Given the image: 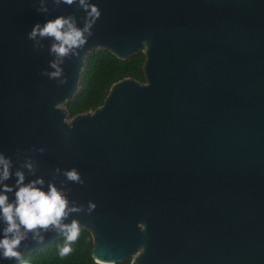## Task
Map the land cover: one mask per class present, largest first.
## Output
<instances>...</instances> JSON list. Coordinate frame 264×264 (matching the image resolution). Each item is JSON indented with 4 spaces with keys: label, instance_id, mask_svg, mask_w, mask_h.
Segmentation results:
<instances>
[{
    "label": "water",
    "instance_id": "obj_1",
    "mask_svg": "<svg viewBox=\"0 0 264 264\" xmlns=\"http://www.w3.org/2000/svg\"><path fill=\"white\" fill-rule=\"evenodd\" d=\"M92 2L101 16L87 43L50 77L52 38L27 33L57 15L83 27L85 10L0 0V152L13 173L64 191L79 211L63 222L90 230L100 264H264V0ZM97 49L145 53L146 82L120 80L103 105L70 117ZM73 167L79 181L64 175ZM38 231L22 258L63 237Z\"/></svg>",
    "mask_w": 264,
    "mask_h": 264
},
{
    "label": "clouds",
    "instance_id": "obj_2",
    "mask_svg": "<svg viewBox=\"0 0 264 264\" xmlns=\"http://www.w3.org/2000/svg\"><path fill=\"white\" fill-rule=\"evenodd\" d=\"M64 2L72 4L76 0ZM78 3L86 13L83 27L77 26L72 16L57 15L43 24L37 21L27 33L28 38L32 40L40 37L52 38L53 43L49 51L59 59L50 61L54 69L48 73L50 77L61 75L62 58L70 53L75 54L76 49L87 43L92 25L101 16L100 8L92 0H78ZM24 167L32 170L33 164L28 161ZM12 175L16 177L14 185L5 182ZM64 175L72 181L80 180V174L75 167L64 170ZM44 183L42 177L25 182L23 169L17 168L13 173L11 158L0 152V220L5 224V227L0 229V259H15L18 264H23L21 241L29 231L33 232L34 238L43 240L38 230H47L50 226L64 237L63 245L58 248L59 256L65 257L73 251L72 245L80 237L81 225L76 219L70 223L63 221L71 212L79 211V207L70 204L64 191L57 188L53 182H49L47 189L42 187ZM13 189L14 199L10 200L8 194L13 192ZM89 207L94 208L95 203L89 202Z\"/></svg>",
    "mask_w": 264,
    "mask_h": 264
},
{
    "label": "trees",
    "instance_id": "obj_3",
    "mask_svg": "<svg viewBox=\"0 0 264 264\" xmlns=\"http://www.w3.org/2000/svg\"><path fill=\"white\" fill-rule=\"evenodd\" d=\"M145 53L140 52L122 59L107 49H97L90 53L82 72L80 88L75 98L66 103L70 117L93 111L103 105L111 87L118 81L132 78L145 83ZM64 237L44 248L23 256V264H100L92 257L94 239L90 230L81 228L80 237L72 245L73 251L65 257L59 256L58 248ZM117 264H131L127 259Z\"/></svg>",
    "mask_w": 264,
    "mask_h": 264
},
{
    "label": "rangeland",
    "instance_id": "obj_4",
    "mask_svg": "<svg viewBox=\"0 0 264 264\" xmlns=\"http://www.w3.org/2000/svg\"><path fill=\"white\" fill-rule=\"evenodd\" d=\"M63 107H65L64 105H62Z\"/></svg>",
    "mask_w": 264,
    "mask_h": 264
}]
</instances>
